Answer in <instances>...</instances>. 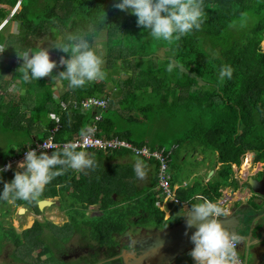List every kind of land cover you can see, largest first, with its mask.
I'll list each match as a JSON object with an SVG mask.
<instances>
[{"label": "trees", "instance_id": "trees-1", "mask_svg": "<svg viewBox=\"0 0 264 264\" xmlns=\"http://www.w3.org/2000/svg\"><path fill=\"white\" fill-rule=\"evenodd\" d=\"M18 1L19 10L7 18ZM118 2L0 0V24L6 20L0 28V44L8 46L3 54L17 57L16 51H36L53 42H67L65 37L69 33L83 35L92 47L94 37L105 32L106 57L111 61V72L123 71L122 67L116 66V59L126 62L127 57H134V70L126 73L122 82L115 76H107L101 82L83 88L70 89L67 85L66 90L61 86L54 90L56 78L51 76L22 82V74L17 70L22 63L20 59L15 60L12 67H7V60L0 62V70L5 71L0 74V131L3 132L2 141L8 138L7 147L12 149L14 146L23 155L29 148L36 149L38 143L51 138L57 145L49 150H36L37 154L47 151L50 155L59 150L63 143L77 138L80 130L92 123L95 107H82L81 101L95 98L106 101L102 120L97 121L99 136L121 137L130 133L132 136L124 139L137 148L150 143L154 148L158 143L154 141L156 135L166 137L161 135L160 128L176 121L185 126L181 127V135L173 139L179 141L183 136V141H192L203 151L213 152L218 159L214 166L220 162L227 167L238 166L246 152L254 154L253 161H264V51L260 49L264 38V0H203L205 19L200 30L194 29L171 45L152 38L147 29L137 25V18L130 11L115 8L114 4ZM7 5L9 8L3 7ZM11 22L17 26L15 32L10 29L8 23ZM249 31L255 34L254 38ZM53 49L59 58L69 57V54ZM161 53L164 57L159 56ZM170 60L178 61L184 71L177 67L168 72ZM223 66H229L232 72L230 78L221 80ZM59 70H65V66H57L52 75L55 77ZM8 77L9 81L18 78L14 84V88L19 89L17 92L15 89L8 91L5 82ZM108 81L112 83L110 87L106 84ZM107 92H111L112 97L102 98ZM193 103L200 106L194 110ZM83 150L94 157L95 168L83 172L68 169L54 178L39 198L54 199L52 205L64 217L61 224L46 217L37 218L46 208L38 207L39 200L33 203L16 201L14 204L0 200L3 218L8 217L11 207L20 205L27 208L26 213L36 214L32 224L21 231H17L10 220L7 227L2 226L0 220L1 242L14 244V250L3 259H10L12 264H70L63 255H69L67 244L76 234L77 247L92 248L93 260H98V254H102L101 258L103 256L105 260L99 264H113L120 259L116 255L121 246L125 247L121 239L128 236L130 227L133 230L141 227L163 229L183 218L185 212L179 205L169 218L164 217V211L158 205V173L157 181L155 177L148 184L126 187L118 183L124 180L117 178L126 169L118 170L111 155L119 150L122 153L121 149ZM136 156L133 154L130 159L133 171ZM139 159L155 169L158 167L153 158L146 161L139 156ZM218 169L207 181L208 186H201L202 190H199L212 201L220 196L214 184H223L220 178L229 173L225 167ZM17 170L0 172V192L4 182H10ZM134 174L136 177L135 171ZM235 183L230 185L234 187ZM150 187L158 190L151 193ZM170 188L174 189L173 182H170ZM182 189L176 192L179 199ZM183 190L188 198L197 191L189 184ZM149 216L154 219L146 225L143 221ZM170 218L175 222L167 223ZM193 247L181 258L185 259L182 264H190L188 257ZM88 255L83 256L85 261Z\"/></svg>", "mask_w": 264, "mask_h": 264}, {"label": "clouds", "instance_id": "clouds-1", "mask_svg": "<svg viewBox=\"0 0 264 264\" xmlns=\"http://www.w3.org/2000/svg\"><path fill=\"white\" fill-rule=\"evenodd\" d=\"M114 7L121 11H130L136 16L138 26L147 29L149 35L155 40L166 42L169 45L179 41L181 37L191 33L194 29L200 30L205 19L203 0H119L114 4ZM103 19H106V14ZM65 40L67 42L51 43V47L69 54L68 58L60 57L59 65L65 66V70L60 71L55 77L52 74L58 65L55 60L50 59L47 48L36 51L25 50L22 53L16 51L17 58L22 60L17 69L22 74V82L29 83L51 76L52 79L58 78L61 81H67L70 89H77L106 78L103 57L90 47L88 40L83 35L69 33ZM7 47L0 44V53H3ZM177 67L180 71H184L183 65H180L178 61L170 60L167 71L171 73ZM231 72L229 66H223L220 69V79L230 78ZM105 108L106 105L103 109L98 108V113L101 115V119L98 121L102 120V112ZM56 123H59L58 118ZM93 132L94 129L91 127L80 130V136L85 138L84 144L89 142L87 138ZM120 139L132 146L131 141ZM40 147L49 149L53 146L44 143ZM78 148L81 150L78 151ZM119 149H128L133 152L130 147ZM160 149L170 150L165 146L157 145L153 151ZM134 159L136 161L134 171L137 179H146L147 166L143 160L139 159L138 154ZM253 160L254 158L251 160L250 167L253 165ZM95 166L94 157L83 150V145L78 143H66L59 150L52 151L50 155L47 151L37 154L35 149L29 148L24 159L17 162L19 170L15 171L13 179L10 182H4L0 200L10 204H14L16 201L37 202L46 186L68 169L83 172L86 169H94ZM10 168L11 164H7L0 168V172ZM173 191L176 196L174 189ZM160 194L163 200V194ZM162 200L158 202V205ZM164 202L168 204V201L164 200ZM175 206L171 208L168 204L169 216ZM161 209L164 211L162 207ZM227 215L225 208L218 202L201 199L200 202L191 204V208L185 216L187 217V228L195 227V231L190 236L194 247L190 250L189 255L196 264H239L237 254L239 237L235 232L225 228L220 220L221 217Z\"/></svg>", "mask_w": 264, "mask_h": 264}, {"label": "rangeland", "instance_id": "rangeland-1", "mask_svg": "<svg viewBox=\"0 0 264 264\" xmlns=\"http://www.w3.org/2000/svg\"><path fill=\"white\" fill-rule=\"evenodd\" d=\"M3 7H6V8H9V6H3ZM9 26L11 27L10 29L12 30V32H15L17 30V26L15 24V22H11L8 23ZM7 24V25H8ZM106 39V34L105 32H102L100 33L98 36H95L94 37V40H93V45H92V49L96 51V53L100 56L103 57L104 59V65L103 67L106 69L105 72H106V77L107 76H115V77H120V81L125 79L127 74L126 73H132L133 70H134V67H132V64L134 62V57H127V61L125 62L123 59H116L115 60V64L116 66H120L123 68V71L122 72H111L112 70V65L111 64V61L106 57L107 55V46L106 44L104 43ZM45 48H47L49 50V53H50V59L52 60H55L57 62V65L59 66V60L60 58L56 55V51L53 49V47H51V45L49 44L48 46H46ZM260 49L264 50V38H263V42L260 43ZM159 56L161 57H164V53H161L159 54ZM8 60L9 62L7 63V67H12V63L14 62L13 60H16V56L15 55H11L10 58H6L4 56H0V61L1 60ZM60 71H63V70H59ZM110 72V73H108ZM1 76V75H0ZM6 82V85H7V88H8V91L12 89V82L9 81V77L7 79ZM57 84H60L61 86L63 85V87L61 89L63 90H66L67 89V81H61L59 80L58 78H56V85H54V90H57ZM107 86H111L112 83L110 81H108L107 83ZM106 91H108V88H106ZM112 95H111V92H107V98H111ZM200 105L196 104V103H193L192 105V108L194 110H196L197 107H199ZM125 112H126V109H125ZM182 123H178V122H170L168 124V127H163V128H160V133H162L161 135L162 136H166L165 138H162L160 135H156L155 138H154V141L155 142H158V143H162L166 146L169 145L170 142H175L177 141L176 139H173V138H177L181 135L182 133V129H181V126ZM185 126V125H184ZM183 126V127H184ZM182 127V128H183ZM3 133L0 131V134ZM181 138L183 139V136H181ZM195 141V140H194ZM8 138L6 137L5 139H3V141L0 142V149H3L4 151H7L9 154L11 155H14L13 152L10 151V147H7L6 144H8ZM189 145L193 146L196 150V154H194L193 152H188L186 154V159H185V162H180L179 159L177 158L176 154L172 155V162L169 164L170 167H169V172H168V176H169V181L174 183H179V184H182L183 181H186L187 179V183L190 185V187L192 189H194L196 192L190 197L188 198V195H186V192L183 190V186H179V189L180 188H183L182 189V196L180 197V201L179 203L177 204H173V201L174 200L173 198H170L171 200L168 201V204L171 208L174 207V205H179L180 208H183L184 210L185 209V206H188V202L190 201L191 204H195V203H198L201 201V199H207L205 196L202 195V193H200L199 190H202L201 189V185L200 184H196L195 181H201L203 180V177L204 175H212L213 173H215V167L214 165L211 164V167L208 169L207 173L202 171L203 168H202V163L203 161L207 160V159H211L212 162L214 161H217V157L216 155L213 153V152H210V151H203L202 148H198L196 146V144H190ZM183 150L187 149V146L186 145H183ZM15 150L17 151V149L13 146L12 150ZM180 152H182V150H180ZM133 152L128 150V149H124L122 151L121 154H111L113 159L115 160V164L117 165V169H122V168H125L126 170L123 172L124 174L122 176H117V178H122L124 181H121V182H118V183H122L124 184L126 187H128L129 185H132L133 186H136L138 185L139 181L136 179L135 177V174H134V171L132 169V164L130 162V159L133 157ZM242 155V154H241ZM202 158V159H199V158ZM252 158H254V154L252 152H246L241 158H240V164L238 166H236L235 164H233L232 166L230 165V167H227V165H224L225 163L224 162H220L218 163V168H222V167H225V171L228 172L229 170V173H228V176H224L223 178H220V180L223 182L220 183V184H214V187L217 189V191L219 192V199L217 198L216 201H213V202H220L223 204V208L226 207V202L228 199L227 196L231 195L233 191V189H236V186L237 184L239 183V180H243V179H238V175L239 174H247L249 173V171H254V168L256 167L257 165V162L253 161V165L252 167L251 166V160ZM246 161H248L247 165H246ZM147 165V164H145ZM217 168V169H218ZM216 169V170H217ZM218 169V170H219ZM120 172V171H119ZM222 172V171H221ZM234 174V175H233ZM171 176L175 177L176 179H174L173 177V181H171ZM209 176V178H210ZM236 176V177H235ZM257 176V175H256ZM188 177H191V178H188ZM214 178H219L218 176H214ZM244 178V177H243ZM247 180V179H245ZM212 182H215V179H211ZM232 182H236L235 185L236 186H230V184ZM187 184V185H188ZM186 185V186H187ZM226 187H228L229 189H225ZM151 188V187H150ZM148 190H151V193H155V190H158L157 188L154 189V188H151V189H148ZM147 190V191H148ZM228 190V191H227ZM226 191V193H225ZM157 192L158 193V196H159V200H162V196L160 194V191L158 190ZM165 198V197H164ZM164 198L163 200L161 201L160 203V208L162 207L164 209V206L163 204L165 203L164 202ZM210 200V199H208ZM212 201V200H211ZM242 204H244L245 201H239ZM190 204V205H191ZM55 206L51 205V206H46V208H44L45 210L38 215V219H44L45 217L47 219H49L51 222H54V223H57V224H61L64 220V217H63V214L62 212H60L58 209H55L54 208ZM225 210H227L225 208ZM32 212H29V213H24V214H18L17 213V208L15 207H11L10 210H9V213H8V217L5 216L4 218L1 217L0 215V220H1V223H2V226L4 225V227H7L8 225V221L10 220L11 221V225H13L15 227V229H17V231H21L22 229L26 228V227H29L33 220L36 218V216H33L31 214ZM228 213V212H227ZM143 214H146V211L143 213ZM170 214V209H166L164 210V217H168ZM140 216H144V215H141ZM8 218V219H7ZM45 218V219H46ZM7 219V221L5 220ZM153 216H149L146 220H144L143 222L148 225L151 221H153ZM174 221L175 222V219L173 218H170L168 219V222L167 223H171V221ZM150 221V222H149ZM139 228H135L134 230L132 229V227L129 228L128 230V236L122 238L121 240L123 242H128V238L130 236H132L133 234H135V232L138 230ZM2 243V244H1ZM68 247L70 248V253L68 256H64L63 255V259H68L70 262V264H91V260L93 261L92 263L93 264H99L101 261H104L105 259L101 258V255L98 254V260L95 259V255L94 254H91L92 253V248H89V247H86V249H81V247H77V235L75 234L74 236L71 237V240L70 242H68ZM14 244L11 243V242H4L0 240V264H7L5 262H9V264H12L10 262V259H6L3 257H7L8 256V253L10 251H13L14 250ZM67 247V248H68ZM122 248V246L120 247V249ZM12 254V253H11ZM85 254H89L87 259L89 261H85V259H83V256ZM127 255V253H126ZM125 255V256H126ZM79 257L81 259H79ZM183 256L179 257L175 262H179L178 264H180L181 262V258ZM250 259V258H248ZM87 262H90V263H87ZM15 263H19V262H15ZM124 263V261H123ZM113 264H121V263H113ZM174 264V262L172 263Z\"/></svg>", "mask_w": 264, "mask_h": 264}, {"label": "crops", "instance_id": "crops-1", "mask_svg": "<svg viewBox=\"0 0 264 264\" xmlns=\"http://www.w3.org/2000/svg\"><path fill=\"white\" fill-rule=\"evenodd\" d=\"M247 32L248 31H246V33ZM246 33H245V35H246ZM249 35L251 36V38H254L255 34L249 31ZM256 39H258V37ZM261 42H263V40ZM262 51H264V50H262ZM0 56H4L6 58H10L11 55L9 56V55L0 53ZM17 60H18V58L16 57V61ZM3 61H5V59L1 60L0 62H3ZM13 61H15V60H13ZM7 62H8V60H7ZM4 72H5L4 70H0V74H3ZM116 78L118 80L120 79V77H116ZM17 80H18V78H15V79L12 78V81H11L13 83L12 84V89H15L14 88V84H17V83H15V82H17ZM99 82H101V81H98V83ZM119 82H122V80L121 81L119 80ZM67 85L68 84H66V86ZM59 86H61V85L58 84L57 88ZM62 87H63V85L61 86V88ZM15 90L17 92L19 89H15ZM102 98H107V93ZM150 128L154 129L153 127H150ZM182 132H183V129H182ZM130 136H132L130 133L124 134L121 137H119V135H115V137H119V138H128ZM1 141H2V134H0V142ZM189 143L193 144L192 141H183V139L182 140L180 139L179 141L170 142L168 146H166L164 144L162 145L161 143H156V145H162V146H165V148H170L171 155H172V151L174 150L173 155L176 154V156H177V158L179 159L180 162H185L186 154L188 152H193L194 154H196L195 148L193 146L189 145ZM150 144H151V147L154 146L152 143H150ZM183 145H186L187 149L183 150V147H182ZM180 150H182V152H180ZM10 151L13 152V154L14 153L15 154L11 155L7 151H4L3 149H0V152H1L0 153V166H2L8 160H10L11 158H13L15 156H18L17 162L23 160L21 155H18V154H21L20 151L18 152V150L15 151L14 149L13 150L10 149ZM116 154H121V151L120 150L117 151ZM199 159H202V158L200 157ZM171 162H172V159H171L170 163ZM211 164L212 165L214 164V162H212L211 159H207V160L203 161V163H202L203 170L202 171L207 173L208 169L211 167ZM146 166H147V178L144 179V181H139V183H138L139 185L140 184H148L150 181H153V179L156 177L155 170L150 165H146ZM214 167H215L214 169L216 170L218 168V163ZM12 169H16L17 170L18 169L17 168V164L15 166L11 167L10 169H8L7 171L12 170ZM3 172H5V171H3ZM209 176L210 175H208V176L204 175L203 180H201V181H197L196 180L195 182L199 183L201 186L207 187L208 185L206 183L210 179ZM249 176H251L252 178H256L258 180H261V179L263 180V183H262V186H261V192L263 194L260 195V194H257V192L250 190V188H249V186H247V182L245 180L246 177H249ZM173 177L171 176V181H173ZM188 178H191V177H188ZM174 179H176V178L174 177ZM238 179H243V180H239V183L237 184L236 189H233V191H231L232 194L230 196L228 195L227 196L228 199H226L227 200L226 207H224V208L227 209L226 211L228 212V215L225 216V217H221L223 220H225L224 221V226L227 229L230 228L228 226L229 224L232 227V221L229 219L230 218L229 216H233V214L235 213V211H234V212H231V214H229L230 211H233L236 208H242V210L245 209L248 213L252 209H253L254 212H260V211L264 210V161L257 162V165L254 168V171H249L248 175L246 173L245 174H239L238 175ZM156 181H157V177H156ZM187 184H188L187 183V179H186V181H183L182 184L174 182V190H176L175 191V195H176V192L178 193L179 186L180 187L183 186V188H184ZM225 189H229V188L226 187ZM225 193H226V191H225ZM177 196L178 195H176V197ZM43 199H52L54 201L53 198H43ZM40 200H42V199H40ZM239 201H245V202H244V204L241 205V203ZM218 203H220V202H218ZM190 204H191V202L189 201L188 202V206H185L186 210H189V208H191ZM220 204H221V206H223L222 203H220ZM19 207H23L24 208V212L23 213H19L18 212ZM44 207H46V206H44ZM54 208L57 209L56 207H54ZM186 210L184 212H186ZM26 211H27V208L25 206H23V205H20V206L17 207V213L18 214H24V213H26ZM31 214L33 216L36 215L35 213H31ZM0 215H1V213H0ZM236 235L239 237V241H240L239 244H238V252L241 255V258H243L245 264H264V230H263V233H261L260 237H259L258 233L252 232L251 236L249 238L248 237L249 236L248 227H245V228L238 229ZM259 238H262V239H260L258 241ZM248 244L250 246L247 248ZM188 258L190 260V262H189L190 264H196V262L192 259V257L190 255H189ZM248 258H250V259H248ZM184 261H185V259H181L180 264H182Z\"/></svg>", "mask_w": 264, "mask_h": 264}, {"label": "water", "instance_id": "water-1", "mask_svg": "<svg viewBox=\"0 0 264 264\" xmlns=\"http://www.w3.org/2000/svg\"><path fill=\"white\" fill-rule=\"evenodd\" d=\"M247 186H249L250 190L257 192V194H263L261 192V186L263 180H258L256 178H252L251 176L247 177ZM54 203L52 199H42L37 202L38 207L42 209L44 206H50ZM168 209V204L164 203V210ZM189 210H187L184 214V217L177 223L172 226L163 228V229H148L143 228L139 234H137L132 242L136 243L141 240H146L152 238V244H150L146 249H144L140 254L135 255L133 251L127 253L131 258L128 260L126 252H122L124 255L123 261L124 264H143L145 262L149 264H167L168 262H173L179 257L186 255L188 249L193 245L190 240L191 234L195 231V227L187 228L185 216ZM233 216H229L232 221V227L230 224L228 228L230 231L235 232L237 234L238 229L248 227L249 238L251 233H258L259 237L264 230V210L260 212H254L253 209L249 211V213L242 208H236L231 212H234ZM19 213L24 212L23 207H19ZM222 224L224 225V221L220 218ZM225 227V226H224ZM187 232V234H185ZM262 239L259 238L258 241ZM250 244V243H249ZM247 245V248L251 245ZM126 255V256H125Z\"/></svg>", "mask_w": 264, "mask_h": 264}, {"label": "built area", "instance_id": "built-area-1", "mask_svg": "<svg viewBox=\"0 0 264 264\" xmlns=\"http://www.w3.org/2000/svg\"><path fill=\"white\" fill-rule=\"evenodd\" d=\"M92 105L95 107V114H94V119L91 124H89L87 127H91L94 129L93 134L88 137L87 139L89 142L87 144H84V139L80 135L77 138L71 139L67 141L66 143L69 142H74L83 145V149H102V150H109V149H119V148H124V147H130L132 149V146L128 144L126 141L120 139L119 137H105V136H99L97 134L98 132V127H97V121L101 119V115L98 113V108L103 109L106 105V101L104 100H99L95 98H88L85 100L81 101V106L82 107H87ZM50 144L53 147H55L57 144L50 138L48 140L42 141L37 144V148L35 150H40L43 149L40 146L43 144ZM66 143H63L62 145L64 146ZM53 147L49 148L52 149ZM49 149H44V150H49ZM80 149V148H78ZM27 152V151H26ZM23 155L21 154L22 159H24L25 153ZM157 159L160 161V163L165 166L168 164L169 160L168 158L170 157V150L167 151L165 149H160L157 151H154ZM18 157L15 156L8 160L5 164L0 166V168H3L7 164H11V167L15 166L17 163ZM158 185L159 188L161 189V193L163 194V198L165 201L171 200L170 198H173V204L179 203V199L174 196V191L170 188V181H169V176L168 173H165V171H161L158 173ZM160 205V204H159ZM237 254H238V245H237ZM238 260L239 264H245L243 258L238 254Z\"/></svg>", "mask_w": 264, "mask_h": 264}, {"label": "bare ground", "instance_id": "bare-ground-1", "mask_svg": "<svg viewBox=\"0 0 264 264\" xmlns=\"http://www.w3.org/2000/svg\"><path fill=\"white\" fill-rule=\"evenodd\" d=\"M19 8H20V2L18 1L17 3H16V5L11 9V11H10V13H9V15L7 16V18H10V17H12V15L14 14V13H16L18 10H19ZM6 21V20H5ZM5 21H3V23H1L0 24V28L2 27V25L5 23ZM33 143V142H32ZM38 143V142H37ZM60 144V143H59ZM132 150H133V153H134V155H137L138 154V156H141V157H143V158H145L146 159V161H149V160H151L152 158H153V160L155 161V162H157L158 163V167H157V169H155V167L153 166V165H150L154 170H155V172L156 173H159V172H161V171H165V173H168L169 171V167H170V165H168V164H166L165 166H163L161 163H160V161L157 159V157H156V155H155V153H154V151H153V148L151 147V145L149 144V145H146V146H144V147H142V148H137L136 146H134L133 144H132ZM19 152V151H18ZM21 153V152H20ZM18 155H21V154H18ZM18 157V156H17ZM20 159V158H19ZM22 160V159H21ZM247 163H248V161H246V165H247ZM19 170V169H18ZM234 175V174H233ZM236 177V176H235ZM228 224V223H227ZM228 227V226H227Z\"/></svg>", "mask_w": 264, "mask_h": 264}, {"label": "flooded vegetation", "instance_id": "flooded-vegetation-1", "mask_svg": "<svg viewBox=\"0 0 264 264\" xmlns=\"http://www.w3.org/2000/svg\"><path fill=\"white\" fill-rule=\"evenodd\" d=\"M151 229H154V228H151ZM141 230H143V228L141 227V228H139L136 232H135V234H133L132 236H130L129 238H128V242H124L125 243V247H122L121 249H120V253L118 254V255H116V258H118V256H120V259L118 260V261H116L115 263H121V264H124L123 263V257H124V255L122 254V252H126V253H129V252H131V251H133V252H135L134 254L135 255H138V254H140L144 249H146L150 244H152V238H150V239H146V240H141V241H139V242H132V239L137 235V234H139L140 233V231ZM122 250H124V251H122ZM127 258H128V260L131 258L128 254H127ZM175 261L176 260H174L173 262L175 263ZM173 262H168L167 264H172ZM143 264H149V263H147V262H145V263H143Z\"/></svg>", "mask_w": 264, "mask_h": 264}]
</instances>
